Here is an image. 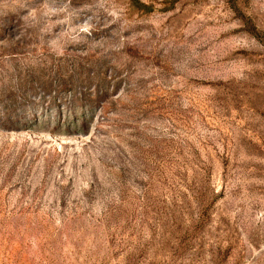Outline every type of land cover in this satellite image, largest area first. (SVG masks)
<instances>
[{
    "label": "rangeland",
    "instance_id": "obj_1",
    "mask_svg": "<svg viewBox=\"0 0 264 264\" xmlns=\"http://www.w3.org/2000/svg\"><path fill=\"white\" fill-rule=\"evenodd\" d=\"M0 264H264V0H0Z\"/></svg>",
    "mask_w": 264,
    "mask_h": 264
}]
</instances>
